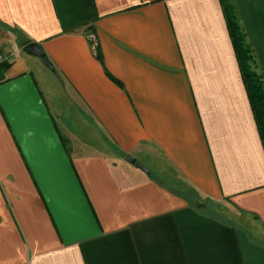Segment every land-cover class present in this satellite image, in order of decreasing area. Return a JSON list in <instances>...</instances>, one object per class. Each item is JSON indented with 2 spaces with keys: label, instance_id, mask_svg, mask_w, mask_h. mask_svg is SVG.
<instances>
[{
  "label": "crops",
  "instance_id": "obj_1",
  "mask_svg": "<svg viewBox=\"0 0 264 264\" xmlns=\"http://www.w3.org/2000/svg\"><path fill=\"white\" fill-rule=\"evenodd\" d=\"M230 22L264 81V0H0V264H264Z\"/></svg>",
  "mask_w": 264,
  "mask_h": 264
},
{
  "label": "trees",
  "instance_id": "obj_2",
  "mask_svg": "<svg viewBox=\"0 0 264 264\" xmlns=\"http://www.w3.org/2000/svg\"><path fill=\"white\" fill-rule=\"evenodd\" d=\"M233 35L236 41V46L240 53V64L244 76V81L247 90L250 94L252 108L254 111L255 119L258 124L262 138L264 139V81L262 76L249 64L248 51L243 48V34L240 31V27L233 22H230Z\"/></svg>",
  "mask_w": 264,
  "mask_h": 264
},
{
  "label": "water",
  "instance_id": "obj_3",
  "mask_svg": "<svg viewBox=\"0 0 264 264\" xmlns=\"http://www.w3.org/2000/svg\"><path fill=\"white\" fill-rule=\"evenodd\" d=\"M24 51L27 52L28 54H31V55L38 57L47 67L54 69L53 63L49 59L48 55L44 51L43 46L40 43H38V42L28 43L24 47ZM125 159L128 162L135 164L137 167H139V168H141L147 172L149 171V169L140 160H138L135 156H133L132 154H130V153L126 154Z\"/></svg>",
  "mask_w": 264,
  "mask_h": 264
},
{
  "label": "rangeland",
  "instance_id": "obj_4",
  "mask_svg": "<svg viewBox=\"0 0 264 264\" xmlns=\"http://www.w3.org/2000/svg\"><path fill=\"white\" fill-rule=\"evenodd\" d=\"M241 31V30H240ZM242 32V31H241ZM242 34H243V32H242ZM243 37H244V34H243ZM245 45V43L243 42V46ZM244 48V47H243ZM251 59V58H250ZM250 59H247V64H249L252 68H254L257 72H258V69H256L255 68V64L253 63V60H250ZM219 210V211H218ZM209 213H212V212H210V211H213L214 213H220V214H224L223 213V211H224V209L223 208H221V206H218V205H216V207H214L213 209H211V207L209 208ZM224 216V215H223ZM229 217V216H228ZM241 218V220H242V225L240 224V222H238V221H234V223H235V226L238 228V229H244V227H246L247 229L248 228H250V229H252L251 231H248V233L249 234H251V236L253 237V238H255L254 237V233L253 232H255V230L254 229H258L259 231H264V228L262 227V226H260V225H255V220L250 216V218H248L249 216H247V215H245V214H240L239 216H237L236 217V219L237 218ZM254 223V224H253ZM248 226V227H247ZM245 230V229H244ZM249 230V229H248ZM256 241H258V240H256Z\"/></svg>",
  "mask_w": 264,
  "mask_h": 264
},
{
  "label": "built area",
  "instance_id": "obj_5",
  "mask_svg": "<svg viewBox=\"0 0 264 264\" xmlns=\"http://www.w3.org/2000/svg\"><path fill=\"white\" fill-rule=\"evenodd\" d=\"M87 38L90 42L91 49L97 53L99 49V38L97 33L95 31H91L87 34ZM10 57V53L4 48L2 44H0V68L8 60H10Z\"/></svg>",
  "mask_w": 264,
  "mask_h": 264
}]
</instances>
